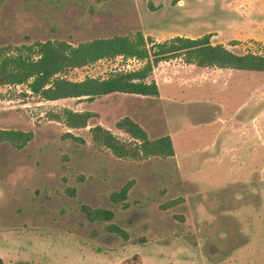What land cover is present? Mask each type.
Segmentation results:
<instances>
[{
  "label": "rangeland",
  "instance_id": "374dc122",
  "mask_svg": "<svg viewBox=\"0 0 264 264\" xmlns=\"http://www.w3.org/2000/svg\"><path fill=\"white\" fill-rule=\"evenodd\" d=\"M136 32L147 46L208 34L233 52L261 54L264 0H0L7 52ZM131 57L99 58L63 75L143 64ZM150 79L155 95L91 98L45 99L25 83L0 84V127L32 131L21 146L0 143L3 264H264V71L198 66L176 54L155 63ZM63 107L92 116L68 127L53 117ZM124 115L149 138L169 134L173 154L118 156L93 140L89 127L98 123L132 142L115 126ZM127 181L123 201H110ZM80 203L113 215L90 221Z\"/></svg>",
  "mask_w": 264,
  "mask_h": 264
},
{
  "label": "trees",
  "instance_id": "16d2710c",
  "mask_svg": "<svg viewBox=\"0 0 264 264\" xmlns=\"http://www.w3.org/2000/svg\"><path fill=\"white\" fill-rule=\"evenodd\" d=\"M33 52L36 53L34 57ZM117 54L134 56L144 61L139 67L113 70L104 76L86 75L81 79H69L63 75L70 67ZM176 54L198 66L216 65L264 71V52L236 53L221 43H211L208 34L196 37L173 35L162 41H150V46H147L143 35L136 32L132 36L113 34L107 37H94L74 45L65 40L35 41L33 48L17 47L11 52L0 47V84L25 83L31 92L45 99L68 96L91 98L115 91L155 95L158 93L156 82L153 79L146 80L147 75L159 60ZM91 116L92 111L88 109L73 110L63 107L60 115L54 114L53 117H60L68 127H80L84 126ZM115 126L127 132L132 142L119 139L108 128L98 123L89 129L93 140L103 144L118 156L137 158L173 154L169 134L149 138L144 128L127 115L117 119ZM31 136V130L0 127V143L7 141L15 146H21ZM129 185L130 182L127 181L118 189L111 191L110 201H123ZM79 207L90 221L107 220L113 215V211L105 207H92L86 203H80ZM107 229L126 237V232L113 222L107 224ZM0 264H3L1 258Z\"/></svg>",
  "mask_w": 264,
  "mask_h": 264
},
{
  "label": "built area",
  "instance_id": "2783aa9c",
  "mask_svg": "<svg viewBox=\"0 0 264 264\" xmlns=\"http://www.w3.org/2000/svg\"><path fill=\"white\" fill-rule=\"evenodd\" d=\"M129 60H137L138 61V58H136V57H134V56H132L131 58H128ZM127 65V64H126Z\"/></svg>",
  "mask_w": 264,
  "mask_h": 264
}]
</instances>
